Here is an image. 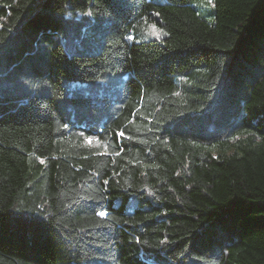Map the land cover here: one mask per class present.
I'll use <instances>...</instances> for the list:
<instances>
[{
  "label": "trees",
  "instance_id": "trees-1",
  "mask_svg": "<svg viewBox=\"0 0 264 264\" xmlns=\"http://www.w3.org/2000/svg\"><path fill=\"white\" fill-rule=\"evenodd\" d=\"M0 264H264V0H0Z\"/></svg>",
  "mask_w": 264,
  "mask_h": 264
},
{
  "label": "rangeland",
  "instance_id": "rangeland-1",
  "mask_svg": "<svg viewBox=\"0 0 264 264\" xmlns=\"http://www.w3.org/2000/svg\"><path fill=\"white\" fill-rule=\"evenodd\" d=\"M198 10L202 13V14H204V16H206V18L208 19V20H211V18L210 17H208L207 16V14L209 13V11H210V7L209 6H206L204 3H199L198 4Z\"/></svg>",
  "mask_w": 264,
  "mask_h": 264
},
{
  "label": "snow or ice",
  "instance_id": "snow-or-ice-1",
  "mask_svg": "<svg viewBox=\"0 0 264 264\" xmlns=\"http://www.w3.org/2000/svg\"><path fill=\"white\" fill-rule=\"evenodd\" d=\"M209 3H211V0H209ZM120 135L123 136L124 134L123 133H120ZM88 142L91 143L92 142L91 139H89ZM105 183H107V181H105ZM97 215L100 216V217H107L108 216V213L105 212V211H103V210H101V211L97 212Z\"/></svg>",
  "mask_w": 264,
  "mask_h": 264
}]
</instances>
